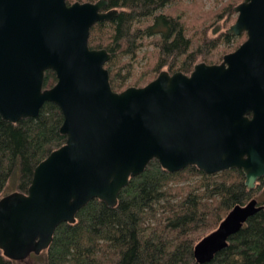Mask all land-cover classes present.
Here are the masks:
<instances>
[{
	"label": "water",
	"instance_id": "1",
	"mask_svg": "<svg viewBox=\"0 0 264 264\" xmlns=\"http://www.w3.org/2000/svg\"><path fill=\"white\" fill-rule=\"evenodd\" d=\"M106 0H0V117L35 118L45 103L63 116L65 143L33 171L26 192L0 198V252L20 262L50 246L61 223L98 199L114 207L130 178L151 160L169 173L195 166L212 175L241 170L252 190L264 177V0H243L226 34L246 35L218 64L189 75L161 71L143 87L114 92L89 32L118 14ZM46 71L55 74L43 88ZM263 209L234 206L193 248L209 263Z\"/></svg>",
	"mask_w": 264,
	"mask_h": 264
},
{
	"label": "trees",
	"instance_id": "2",
	"mask_svg": "<svg viewBox=\"0 0 264 264\" xmlns=\"http://www.w3.org/2000/svg\"><path fill=\"white\" fill-rule=\"evenodd\" d=\"M106 1V9L118 14L91 27L88 47L110 54L104 68L114 92L142 87L163 68L189 75L197 62L218 64L246 39L245 34L222 31L234 22V7L243 0H213L209 9L204 8L205 0ZM144 47L153 49L154 61L148 63L144 52L147 69L136 77L133 60L138 66L136 57ZM55 82V74L46 71L43 88ZM62 121L53 103H45L35 118L11 123L0 117V198L16 169L17 190L26 192L34 168L65 143L59 131ZM244 181L241 170L208 175L190 165L169 173L151 160L140 175L129 179L114 207L93 199L77 212L74 223L58 225L41 255L45 264H197L196 243L234 206L254 196ZM257 187H264V177ZM0 264L14 262L0 252ZM206 264H264V207Z\"/></svg>",
	"mask_w": 264,
	"mask_h": 264
},
{
	"label": "rangeland",
	"instance_id": "3",
	"mask_svg": "<svg viewBox=\"0 0 264 264\" xmlns=\"http://www.w3.org/2000/svg\"><path fill=\"white\" fill-rule=\"evenodd\" d=\"M74 1V0H73ZM72 1V2H73ZM77 1V0H75ZM213 5V0H205V5H204V8L205 9H209L211 8V6ZM235 13V12H234ZM235 17H236V14H235ZM236 19V18H235ZM235 21V20H234ZM233 24V23H232ZM231 25V24H230ZM229 25V26H230ZM229 26L226 28V29H222V31H226ZM226 33V32H225ZM218 34L214 35V36H217ZM234 51V50H233ZM231 51V52H233ZM144 52H147V57H148V61H147V57L146 55L144 54ZM150 52V55L148 54ZM155 52L153 51V49L151 47H144L140 50V52L138 53L137 57H136V61H138V66H136V64L134 63L135 61L133 60V66H134V71H135V74H136V77H139L140 74L139 72H142L144 71L145 69H147L146 67L144 68V66L147 64L146 61L149 63L150 61H152L150 64H153V56L151 54H154ZM197 63H202V62H197ZM196 63V64H197ZM143 69V70H142ZM166 68H163V71H166L165 70ZM135 77V78H136ZM132 83V80H128L126 82V85H130ZM148 84V83H147ZM145 86V85H144ZM143 87V86H142ZM18 169H16L14 171V173L12 174V176L10 177V179L8 180L7 184H6V187L4 188L3 190V196L6 195V194H9V193H12V192H15V191H18L17 190V186H18ZM258 185V182L255 184V187L252 189L254 190V196L252 197V199H256L258 204L259 205H262L264 207V187H262L261 189H258L257 187ZM251 191V190H250ZM20 192V191H19ZM43 252H41L40 254L38 255H31L30 257H28L27 259L23 260V261H20V262H14V264H45V261H44V257L41 255Z\"/></svg>",
	"mask_w": 264,
	"mask_h": 264
},
{
	"label": "bare ground",
	"instance_id": "4",
	"mask_svg": "<svg viewBox=\"0 0 264 264\" xmlns=\"http://www.w3.org/2000/svg\"><path fill=\"white\" fill-rule=\"evenodd\" d=\"M105 50V49H104ZM108 53V52H107ZM109 54V53H108Z\"/></svg>",
	"mask_w": 264,
	"mask_h": 264
},
{
	"label": "flooded vegetation",
	"instance_id": "5",
	"mask_svg": "<svg viewBox=\"0 0 264 264\" xmlns=\"http://www.w3.org/2000/svg\"><path fill=\"white\" fill-rule=\"evenodd\" d=\"M106 10H108V9H106Z\"/></svg>",
	"mask_w": 264,
	"mask_h": 264
}]
</instances>
